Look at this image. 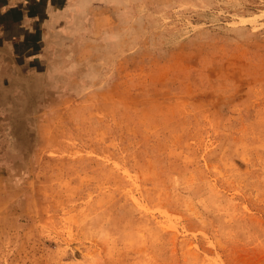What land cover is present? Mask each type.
Wrapping results in <instances>:
<instances>
[{
	"label": "rangeland",
	"instance_id": "1",
	"mask_svg": "<svg viewBox=\"0 0 264 264\" xmlns=\"http://www.w3.org/2000/svg\"><path fill=\"white\" fill-rule=\"evenodd\" d=\"M49 2L0 0V264H264V0Z\"/></svg>",
	"mask_w": 264,
	"mask_h": 264
},
{
	"label": "crops",
	"instance_id": "2",
	"mask_svg": "<svg viewBox=\"0 0 264 264\" xmlns=\"http://www.w3.org/2000/svg\"><path fill=\"white\" fill-rule=\"evenodd\" d=\"M21 0H19L20 2ZM53 1V0H52ZM23 5H21L20 8L17 9V13H18V17L16 18L17 20L15 24L17 25V27L19 26V31L18 33L20 34H24L26 33V28L28 27L27 25L30 24L29 21H31L33 24L35 25H41L42 22L39 21L41 16H44L43 13H45V11L47 9H49V6H52L51 2H49V0H32L31 3L26 4L27 1L23 0ZM33 8L37 11L36 13L32 12L30 13V10ZM41 12H43L41 14ZM39 17V19H38ZM40 23V24H39ZM8 33L10 34L11 32L8 31Z\"/></svg>",
	"mask_w": 264,
	"mask_h": 264
}]
</instances>
